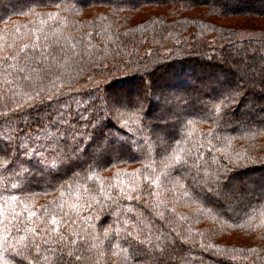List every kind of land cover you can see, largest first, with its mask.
<instances>
[{
    "label": "trees",
    "instance_id": "obj_1",
    "mask_svg": "<svg viewBox=\"0 0 264 264\" xmlns=\"http://www.w3.org/2000/svg\"><path fill=\"white\" fill-rule=\"evenodd\" d=\"M253 22L264 0H0V264H264V79L209 99L241 84L238 49L264 51L235 38Z\"/></svg>",
    "mask_w": 264,
    "mask_h": 264
},
{
    "label": "snow or ice",
    "instance_id": "obj_2",
    "mask_svg": "<svg viewBox=\"0 0 264 264\" xmlns=\"http://www.w3.org/2000/svg\"><path fill=\"white\" fill-rule=\"evenodd\" d=\"M203 2L207 3L209 0H203ZM213 3L216 0H212ZM233 64L236 67L232 68L233 73L239 77L241 84H238L235 88H230L225 92H221L218 97L209 99H219L222 105L231 106V101L235 100L237 105H239L240 99H242L246 90L242 87V83L245 81L255 82V78L257 75L261 76V79H264V51L257 49L253 52L249 53L246 49H238L237 52L233 56ZM231 67V66H230ZM144 89H145V98H149L151 96H155L158 91L157 85L150 79L144 81ZM99 99V98H97ZM114 104L105 98L103 108H107L111 110ZM137 108H142V104L137 101ZM249 109H251L252 105L249 103ZM103 108L100 110L96 116L103 114ZM86 110V109H85ZM260 110L264 113V103L260 105ZM234 111V108H233ZM96 116L89 118L87 123L91 125V135L89 136V143H95L97 151L101 154L108 151L109 146L118 139L114 134H110L108 130V126L105 124L104 120H99L97 122ZM61 119H63V114H61ZM89 129H85L84 133L81 135H86ZM75 151V149H73ZM15 162V161H13ZM63 162L61 161V164ZM52 167H57V165H53ZM51 172V168L49 169ZM26 172V170H25ZM55 174V173H52ZM206 182V187L202 189V193L205 197H215L219 199L220 192L218 191L216 185L219 183L214 177L208 176L204 177ZM201 192H198L197 195H200ZM211 203L212 201L209 200ZM143 257L152 261V264H171V253L170 252H143Z\"/></svg>",
    "mask_w": 264,
    "mask_h": 264
},
{
    "label": "rangeland",
    "instance_id": "obj_3",
    "mask_svg": "<svg viewBox=\"0 0 264 264\" xmlns=\"http://www.w3.org/2000/svg\"><path fill=\"white\" fill-rule=\"evenodd\" d=\"M219 25H227V26H231V27H234L236 28V26H242L244 25V20L243 19H239V18H232V19H227V20H223V21H217ZM250 26L249 27H252V29L250 30H246V31H241V32H238L236 37L237 39L239 40H243V39H252V38H264V24H261L259 25L258 23H250L249 24ZM214 39L211 38V41H213ZM169 51H166L165 53H168ZM235 81V79H234ZM233 81V82H234ZM258 78H255V82H251V81H247V83H249L250 85H246L245 84V88H248V91H253L255 90L257 87H256V83H257ZM252 84V85H251ZM237 87V85L235 86ZM143 94V95H142ZM164 97H168L169 95H173V93H170V92H166L164 91ZM127 95H129V98H131L133 101L136 100L137 98H141L143 99L142 97L145 96L144 93H137V94H130V92L128 93L127 92ZM192 97H195V96H192ZM138 100V99H137ZM163 101H165V99L163 98ZM158 111L160 112L161 114V111H163V104L161 102H159L158 106ZM160 114H155L157 117L156 118H159ZM159 120V123H162L161 122V119H158ZM114 152L115 151V148L113 149Z\"/></svg>",
    "mask_w": 264,
    "mask_h": 264
}]
</instances>
